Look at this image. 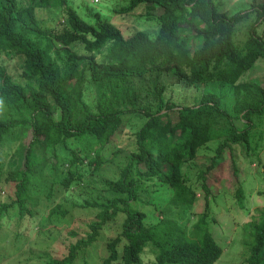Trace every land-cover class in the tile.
<instances>
[{
    "label": "trees",
    "instance_id": "16d2710c",
    "mask_svg": "<svg viewBox=\"0 0 264 264\" xmlns=\"http://www.w3.org/2000/svg\"><path fill=\"white\" fill-rule=\"evenodd\" d=\"M141 4L163 9L155 38L144 32L126 38L99 14L90 23L68 0H0V53L24 59L25 82L14 80L0 63V182L14 187L10 202L0 206V227L11 212L33 215L35 195L51 199L57 189L67 193L82 182L78 191L83 197L72 206L95 213L87 236L71 243L68 254L51 264L86 258L101 231L119 220L121 233L108 244L102 264H144L142 254L148 247L154 249L155 264H216L223 249L210 231L208 210L191 231L171 219L148 225L143 209L151 203V186L169 187L174 203L190 208L197 190L210 193L206 175L226 151L235 157L234 147L242 148L249 158L261 160L264 87L243 77L264 59V37L257 33L264 3L229 15L214 0H130L119 13ZM39 8H63V29L44 30ZM242 26L248 38L238 42ZM88 73L102 98L96 111L84 100ZM156 73L186 87L213 82L234 86L232 113L214 93L204 95L196 106L179 107L162 97L163 88L153 94L158 96L155 101L138 106L141 96L131 95L121 84ZM133 114L143 116L145 123L136 132L134 150L122 156L114 140ZM12 140L18 147L4 163L1 148ZM215 141L220 145L211 166L199 172L198 185H190L184 166ZM110 162L117 163V178L97 183L93 176ZM84 170L92 172L89 177ZM237 196L242 203V188ZM65 205L56 204L50 215L67 214ZM245 237L248 264H264V212L245 224Z\"/></svg>",
    "mask_w": 264,
    "mask_h": 264
},
{
    "label": "rangeland",
    "instance_id": "374dc122",
    "mask_svg": "<svg viewBox=\"0 0 264 264\" xmlns=\"http://www.w3.org/2000/svg\"><path fill=\"white\" fill-rule=\"evenodd\" d=\"M29 0H19L26 3ZM220 11L229 15L249 9L253 3L262 4L264 0H214ZM68 4L77 10L79 15L90 23H95V15L99 14L117 26L126 38H130L138 32H144L151 38H155L159 32V16L163 9L159 5L141 4L132 12L121 14L120 10L130 6V0H68ZM37 15L44 30L59 32L63 29L66 13L63 8L37 9ZM254 20V19H253ZM238 34V42L248 38L247 29L242 26ZM257 33L264 37V20L257 26ZM194 47H197L196 42ZM80 53L83 49L79 47ZM0 63L3 64L14 80L24 82L22 57L9 58L0 53ZM63 65L62 63H60ZM243 79L257 82L264 87V59L259 60L256 66L248 72ZM123 89L135 93L141 98L137 101L138 106H145L151 100L155 101L153 94H159L163 88L164 99L179 107L196 106L206 94L214 93L221 96L227 110L232 113L236 102L235 88L232 85L213 82L199 86L186 87L178 79L168 74H152L141 79H133L132 83L121 84ZM99 87L91 81L88 73V81L85 84V102L97 110L101 103ZM157 105L154 106V110ZM176 115L172 114L173 121ZM145 123L141 115L133 114L129 118L127 128L114 140L113 147L122 150L125 156L134 150L136 132ZM26 142H29L27 139ZM220 141L211 142L199 150L195 161L184 166V172L189 177V184L198 183V174L201 170H208L212 158ZM18 144L13 140L1 148V160L7 163ZM235 148V157L226 151L223 159L216 169H212L206 175L210 193L197 190V200L193 207L177 205L173 201V191L162 184L154 183L151 186L153 193L149 195L150 204L143 209L147 213L148 225L158 224L164 219L175 220L182 226H187L188 231L193 229L200 215L204 212L209 214V228L216 242L223 249V255L216 264H248L247 247L244 245L245 224L258 218L264 212V150L261 152V160L249 158L242 148ZM111 155L110 158H112ZM1 161V162H2ZM2 162V163H3ZM236 166V172L234 170ZM238 170V174H237ZM97 172V183L105 179H115L119 168L117 163H108ZM87 178L91 171H83ZM96 183V182H95ZM96 183V184H97ZM83 184V182H82ZM76 183L69 192L64 193L57 189L54 199H46L43 194L35 195L36 205L32 210L33 215L11 212L1 220L0 227V264H51L53 260H62L68 254L71 243L87 236L89 224L95 218L92 209H82L72 206L83 197L78 191ZM242 188L244 197L242 203L238 199V191ZM14 196L12 185L0 182V206L10 202ZM67 201H65V200ZM63 202L64 215H50L51 210L58 203ZM121 220L109 224L101 231L100 238L91 247L84 258L82 255L74 264H102L109 255L108 244L121 233ZM144 264H155L156 254L153 247H148L142 254Z\"/></svg>",
    "mask_w": 264,
    "mask_h": 264
}]
</instances>
